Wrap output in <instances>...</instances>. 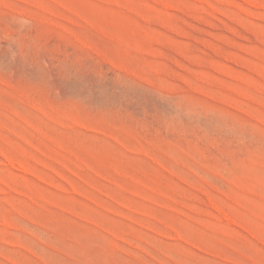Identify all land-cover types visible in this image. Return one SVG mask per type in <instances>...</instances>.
I'll return each instance as SVG.
<instances>
[{
  "label": "rangeland",
  "instance_id": "1",
  "mask_svg": "<svg viewBox=\"0 0 264 264\" xmlns=\"http://www.w3.org/2000/svg\"><path fill=\"white\" fill-rule=\"evenodd\" d=\"M0 264H264V0H0Z\"/></svg>",
  "mask_w": 264,
  "mask_h": 264
}]
</instances>
